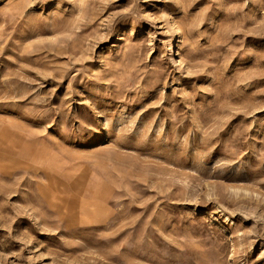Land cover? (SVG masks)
<instances>
[{
    "label": "rangeland",
    "instance_id": "obj_1",
    "mask_svg": "<svg viewBox=\"0 0 264 264\" xmlns=\"http://www.w3.org/2000/svg\"><path fill=\"white\" fill-rule=\"evenodd\" d=\"M0 264H264V0H0Z\"/></svg>",
    "mask_w": 264,
    "mask_h": 264
}]
</instances>
